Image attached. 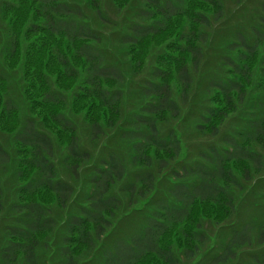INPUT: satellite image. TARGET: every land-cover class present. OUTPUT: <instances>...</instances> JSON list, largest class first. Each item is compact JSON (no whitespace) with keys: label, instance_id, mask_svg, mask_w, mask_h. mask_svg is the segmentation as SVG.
<instances>
[{"label":"trees","instance_id":"obj_1","mask_svg":"<svg viewBox=\"0 0 264 264\" xmlns=\"http://www.w3.org/2000/svg\"><path fill=\"white\" fill-rule=\"evenodd\" d=\"M102 1L0 0V135L14 146L0 142V264H48L62 225L60 264H264V191L237 217L264 175V0L244 32L224 0ZM19 67L24 106L9 95ZM178 124L200 139L192 160ZM142 206L143 228L96 263Z\"/></svg>","mask_w":264,"mask_h":264},{"label":"rangeland","instance_id":"obj_2","mask_svg":"<svg viewBox=\"0 0 264 264\" xmlns=\"http://www.w3.org/2000/svg\"><path fill=\"white\" fill-rule=\"evenodd\" d=\"M226 3V21L230 23H232V27H238L241 31L244 32V30H246L250 25H253L256 23L257 18H258V4L260 1L262 0H244L242 2V5L240 7H238L237 5H234L231 1L229 0H224ZM102 7L104 8H108L110 9V3L106 0L102 1ZM107 12V11H105ZM128 11L122 12L120 17L117 18V20H115V22H120L123 23L125 20H129V15L127 13ZM110 15L111 19L114 20L115 16L112 14H108ZM234 17V19L236 20V22H234L231 17ZM108 31V30H107ZM215 31V30H214ZM108 35L110 38L114 39L112 35V32H110V28L108 31ZM219 34H214V38L213 40L218 43L219 42ZM110 45V47H114L117 46L115 44V41L113 40H109L108 42ZM2 64V58L0 55V65ZM22 68L19 67L13 71H11L10 75H11V79H12V85H11V90L9 92L10 98L14 99L16 102H18L21 106H24V101L21 97V89H22ZM72 118H78V121H80V116L79 117H72ZM243 118V115H239L236 117H233L232 120H230V122L224 127V129L222 130L221 133L224 132H231L234 127H236L240 120ZM239 121V122H238ZM176 129L178 130L177 132L179 133L180 136H182L183 140L185 141V153L187 150V155L189 156L188 158H194L196 153H198V145H199V140L200 139H196L194 141H192V139H188V130H183V126L180 127V124H178V126L176 127ZM83 138V137H82ZM0 142L3 143L4 146H6L8 148V150L14 151V146L12 144V141L10 139V137L4 136V135H0ZM206 145L203 144V148ZM120 151L122 153H124V147L123 145L119 147ZM125 154V153H124ZM190 161V160H189ZM84 172V171H82ZM81 172V173H82ZM81 177V176H80ZM79 177V178H80ZM65 178V177H64ZM70 180V179H69ZM80 183L77 185L76 188V194L74 196V198L72 199V203L69 205L67 211L65 210V214L68 216V214L73 213L77 206L79 204H81L82 201V195L83 192L85 191V183L83 181L82 178H80ZM261 181V182H259ZM258 182V183H257ZM254 183H256L251 189L250 191L247 193H243V196L240 199L241 202V206H240V210L237 214V217L239 220H246L248 218H253L256 216V212L258 210L257 204L258 206H260L261 200H259L260 195L263 193L264 191V175L261 176L260 178H258ZM12 184V181L9 182V180L7 181V185ZM163 184H165V182H163ZM164 188L161 187V189ZM11 196L12 192H11ZM8 197V194H7ZM7 199H11L10 197ZM146 212V209L143 208V206L140 208V210L136 211L134 213L133 212H129V213H124L123 215H121L119 217V219L116 221L117 224L115 225V230L111 233L108 234V236L102 240V242L100 243V247L98 249V251H96V263L101 259L102 254L104 253V251L107 250H111L114 246V243L117 242L118 240L122 241V242H127L130 239H132L133 237L136 236V234L138 233V230L143 228V216L144 213ZM61 215V213L58 212H54V216L58 219L59 216ZM7 214H3L2 217H7ZM65 218H63L62 221H64ZM60 226V225H58ZM212 228V227H210ZM210 232V231H209ZM64 234V226L62 225L58 231L55 232L54 236L52 237V241L49 244V248L47 250H45L44 252H42V256H44L47 261L48 264H60L59 261V257H58V252L59 251V244H60V239ZM220 237L217 236V238ZM215 244L211 241L210 243V248H208L207 250H210V252L216 251V249H212V248H216L217 247V241H214ZM206 250V251H207ZM259 253L260 252H264V246L261 247V249L258 250ZM101 254V256H100ZM181 259V258H180ZM207 260V259H206ZM183 260L181 259L180 263ZM243 262H247V260L244 259H240L237 263L235 262L234 264H244ZM83 264H95L93 261L92 262H86ZM185 264V263H183ZM192 264H206V262H204V258L201 256L200 258H198L195 262H193Z\"/></svg>","mask_w":264,"mask_h":264}]
</instances>
